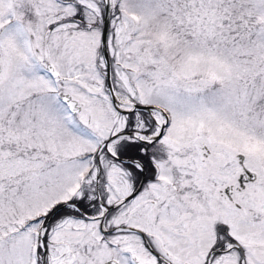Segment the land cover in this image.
<instances>
[{
	"label": "snow or ice",
	"instance_id": "obj_1",
	"mask_svg": "<svg viewBox=\"0 0 264 264\" xmlns=\"http://www.w3.org/2000/svg\"><path fill=\"white\" fill-rule=\"evenodd\" d=\"M0 264H264V0H0Z\"/></svg>",
	"mask_w": 264,
	"mask_h": 264
}]
</instances>
